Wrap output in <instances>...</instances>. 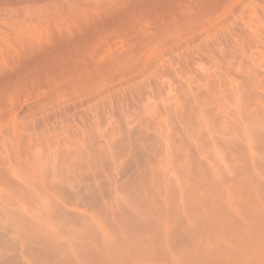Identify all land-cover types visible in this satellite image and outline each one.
Returning <instances> with one entry per match:
<instances>
[{
  "label": "rangeland",
  "instance_id": "374dc122",
  "mask_svg": "<svg viewBox=\"0 0 264 264\" xmlns=\"http://www.w3.org/2000/svg\"><path fill=\"white\" fill-rule=\"evenodd\" d=\"M0 264H264V0H0Z\"/></svg>",
  "mask_w": 264,
  "mask_h": 264
}]
</instances>
